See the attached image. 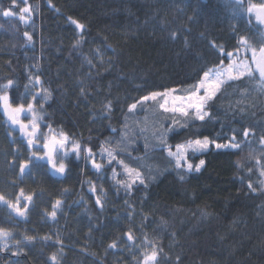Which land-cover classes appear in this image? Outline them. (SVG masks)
I'll return each mask as SVG.
<instances>
[{
    "label": "trees",
    "instance_id": "16d2710c",
    "mask_svg": "<svg viewBox=\"0 0 264 264\" xmlns=\"http://www.w3.org/2000/svg\"><path fill=\"white\" fill-rule=\"evenodd\" d=\"M252 2L259 4L264 0ZM48 3L49 0H29L36 11L28 28L18 17L0 15V83L14 79V91H10L13 97H18L23 93L29 73H37L39 69L43 72L44 86L53 93L45 105L46 119L42 124L51 123L57 130L73 133L97 151L104 140L119 139L127 107L140 96L165 88L184 90L196 83L201 63L215 59L207 42L215 41L233 50L239 35L264 38V29L255 22L254 16L246 12L233 16L234 0H51L54 9ZM10 6L11 0H0V10ZM69 16L86 26V41L75 49L73 44L78 34L67 23ZM24 31L32 32L31 47H25ZM173 33L175 38L170 39ZM185 43L190 45L193 55L204 57V61L197 63L185 58L182 55ZM106 46L104 63L94 61L97 67L90 70L83 63V57L90 55L92 49ZM81 82L89 93L87 98L81 95ZM225 87L224 98L213 108L214 113H220L218 120L208 123L202 131L214 135L223 124L235 128L237 140L243 141L241 125L264 123V95L253 93L250 99L237 104L240 98L236 95L237 88ZM109 100L113 108L110 119H105L104 104ZM239 108L245 112L239 113ZM131 119L133 123L129 124ZM161 119L160 111L152 108L135 117L129 115L127 127L131 137H135L139 128H147L149 142L155 143L151 139L156 130L153 125L158 126ZM112 128L117 133H111ZM7 129L6 118L0 111V190L5 189L6 182L16 179L26 192L42 195L35 200L36 212L29 216V221L15 227H10L15 221L8 219V211L0 205V227H10L17 238L22 239L25 234L38 237L34 244L23 246L25 252L19 257L2 253L0 264H15L17 259L20 264H44L48 256L58 251V246L42 247L39 237L53 235L55 238L56 233L64 240L61 264H120L121 261L134 264L126 251H105L113 238L126 239L122 233L129 226L126 219L116 221L117 216L125 217L128 209L124 200L109 190L110 182L104 185L109 194L103 212L94 207V200L77 183L75 172L64 183L53 185L47 177L34 173L33 178H26L21 184L10 174L8 164L12 160L9 153L19 146L10 140L19 134L9 137ZM259 135L257 127L255 137L249 136L252 147L257 150ZM187 136L181 130L175 141L170 138L169 142H182ZM144 144L142 138L136 144L130 143L132 157H145ZM137 147L139 151L134 150ZM200 158L206 160L201 172L180 182L166 153L149 149L147 158L142 159L146 165L144 171L150 175L149 188L132 197L136 235H140V216H145L150 224L145 234L157 239L173 259L179 256L183 264H264V195L259 183L264 177L259 175L255 160L249 158V147L242 143L240 149L213 150ZM249 167L253 168L251 173ZM83 178H88L87 173ZM249 179L256 192L247 188ZM65 188L69 194L61 197ZM82 191H85L87 214L84 207L73 204ZM56 198L64 199L65 208L53 227L51 221L45 223L46 218L40 213L45 207L50 209V201ZM201 211L210 216L202 218ZM89 217L93 225L101 226L100 231L91 233V239L88 238ZM172 234L174 240L170 238Z\"/></svg>",
    "mask_w": 264,
    "mask_h": 264
},
{
    "label": "snow or ice",
    "instance_id": "6c2138e0",
    "mask_svg": "<svg viewBox=\"0 0 264 264\" xmlns=\"http://www.w3.org/2000/svg\"><path fill=\"white\" fill-rule=\"evenodd\" d=\"M48 6L55 8L51 0H49ZM55 10L59 12L58 9ZM35 11L36 9L29 4V0H11V6L0 10V15L4 18L18 17L19 21L28 28ZM232 12L233 16L241 12L254 16L255 22L264 29V3L257 4L252 0H247V4H245V0H234ZM67 23L74 26L78 34L73 48L81 47L86 41V26L71 16L67 17ZM251 23L252 21L249 20V24ZM23 37L27 41L25 47H31L32 32L24 31ZM169 38L174 39L175 33ZM207 45L215 59L211 62L201 63L204 61V57L197 58L193 55L190 45L184 44L182 55L201 63L196 83L191 85L187 92H181L176 88H165L140 96L127 107L124 130L118 133L119 139L104 140L99 144L98 151L83 142L82 139H78L73 133L62 129L57 130L51 123L42 124V121L46 119L45 105L52 99L53 93L50 88L44 86V81L41 78L43 72H40L39 69H37V73H29L23 93L18 97H13L10 91H14L16 84L14 79L10 78L4 83H0V111L8 125L6 135L13 137L14 133L19 134L18 138L13 137L10 140L11 144L19 145L9 153L12 156V160L8 161L10 174L15 176L21 184L26 178H33L35 173L47 177L55 185L67 182L75 172L77 183L89 194L88 198L94 200V207L100 212L104 211L108 202L109 193L105 190L104 185L110 182L109 190L113 191L118 198L123 199L128 209L127 215L125 217L117 216L116 221L126 219L129 226L122 233L126 239L113 238L105 251L107 252L108 249H119L121 253L126 251L133 257L134 264H183L179 256L173 259L165 252L163 245L157 242V239H150L145 234V228L150 226L147 223V217L140 216V235L137 236L134 231L133 217L136 213L132 197L134 193L149 188L150 175L145 173L146 165L142 163V159L147 158L149 149L153 151L159 149L166 153L168 163L176 172V178L180 182H184L188 176L200 173L204 168L206 160L200 158L201 156L213 150L219 152L240 149L242 143H246L249 147V158L255 160V166L260 170L259 175L264 177V163H262V159H264V123L247 127L241 125L243 141L237 140L238 133L235 128H227L223 124L214 135L204 134L202 131L208 123L218 120L220 113H214L213 108L215 103L224 98L227 91L225 86L237 88L236 95L240 97L236 101L237 104H242L244 100L250 99L253 93L264 95V38L252 39L245 35H239L235 45L232 46L233 50L217 45L215 41H209ZM107 52V46L92 49L90 55L83 57V63H86L90 70L96 68L97 64L94 61L103 64ZM112 53L115 54L114 49ZM210 64L212 66H209ZM89 78H92L91 71H89ZM230 82L241 83L234 85ZM79 87L81 95L87 98L89 93L85 92L82 82ZM48 106L51 107L50 104ZM112 108L113 104L110 100L104 104L103 118L110 119L109 114ZM148 108H152L153 111L159 110L163 117L158 126L153 125L156 130L152 132L151 139L155 143L149 142L147 128H139L133 138L127 127L129 115H139L147 111ZM237 111L242 114L245 109L239 108ZM257 127L260 130L259 150L253 148L252 141L249 140L250 135L255 137ZM181 130L188 133L187 138L182 142L170 143V138L175 141ZM110 131L117 133L115 128ZM141 138L145 141V157H132V152L129 150L130 143L136 144ZM134 150L139 151V148ZM252 171L253 168L249 167L248 172ZM85 173L88 177L86 179L83 178ZM259 183L262 189L261 195H264V180ZM247 188L253 192L257 191L250 179ZM68 194L69 189L65 188L61 197H66ZM40 195L42 193L26 192L24 187L17 184L16 179L6 182L5 189L0 190V205L8 211V219L15 221V224L10 227H15L20 222L29 221V216L36 212L35 200L39 199ZM77 195L79 198L73 201V204L84 207L85 214H87L89 210L85 200V191ZM143 203L144 201H141V206ZM64 208V199L56 198L54 201H50V209L45 207L40 215L46 218L45 223L51 221L54 227L58 223V216L64 214ZM200 215L202 218H207L210 213L201 211ZM10 227H0V253L10 252L11 256L19 257L25 252L23 246L34 244L38 237L25 234L22 239L17 238ZM88 230V238L91 239V233L100 231L101 226L93 225L91 217H89ZM54 236L55 238L53 235L39 237L42 247L58 246V251L48 256L44 264H49V262L61 264L60 257L63 255L64 240L58 233ZM170 238L174 240V234ZM10 241L13 242L12 245H10ZM15 264H20L19 259ZM120 264H124V262L121 261Z\"/></svg>",
    "mask_w": 264,
    "mask_h": 264
},
{
    "label": "rangeland",
    "instance_id": "374dc122",
    "mask_svg": "<svg viewBox=\"0 0 264 264\" xmlns=\"http://www.w3.org/2000/svg\"><path fill=\"white\" fill-rule=\"evenodd\" d=\"M190 88H188V89H184V90H179V91H181V92H187L188 90H189ZM135 117V116H134ZM133 123V119H131V122L129 123V124H132ZM119 170V169H118Z\"/></svg>",
    "mask_w": 264,
    "mask_h": 264
},
{
    "label": "flooded vegetation",
    "instance_id": "af4514ba",
    "mask_svg": "<svg viewBox=\"0 0 264 264\" xmlns=\"http://www.w3.org/2000/svg\"><path fill=\"white\" fill-rule=\"evenodd\" d=\"M1 257V256H0Z\"/></svg>",
    "mask_w": 264,
    "mask_h": 264
}]
</instances>
